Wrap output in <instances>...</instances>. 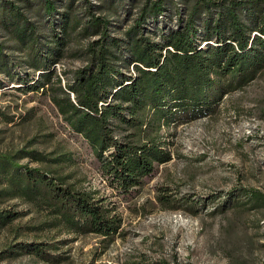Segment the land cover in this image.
Masks as SVG:
<instances>
[{
	"label": "rangeland",
	"instance_id": "1",
	"mask_svg": "<svg viewBox=\"0 0 264 264\" xmlns=\"http://www.w3.org/2000/svg\"><path fill=\"white\" fill-rule=\"evenodd\" d=\"M53 1L57 11L47 15L44 0H0V42L15 76L0 72V153H14L23 147L51 157L71 153L72 162L42 165L29 157L21 162L72 174L70 180L80 186L98 189L123 218L121 234L110 241L91 233L76 234L52 226L49 214L32 204L2 197L0 210L21 215L0 228V264H53L26 251H10L42 241L60 246L52 251L64 258L57 264H264V199L230 195L239 187L264 193V69L241 89L226 94L215 111L196 117L176 112L167 118L116 98L114 103L121 105L111 119L116 133H136L155 125L173 155L145 179L135 197L126 200L104 177L87 141L65 123L52 102L50 86H59L57 77L64 86L88 61L87 46L98 37L85 31L89 3L124 36L146 0ZM167 1L171 10L160 17L159 26H174L175 12H184L196 0ZM10 2L20 7L24 18L35 25L41 43L49 46H56L51 41L54 31L62 34L63 13L81 20V25L70 31L53 66L56 73L48 90L25 91L24 84L15 79L19 74L38 78L40 71L32 67L24 45L6 27L15 13ZM150 33L157 37L153 30ZM129 71L135 72L132 66Z\"/></svg>",
	"mask_w": 264,
	"mask_h": 264
},
{
	"label": "trees",
	"instance_id": "2",
	"mask_svg": "<svg viewBox=\"0 0 264 264\" xmlns=\"http://www.w3.org/2000/svg\"><path fill=\"white\" fill-rule=\"evenodd\" d=\"M44 3L47 15L57 11L55 1ZM9 6L15 13L6 27L24 45L32 67L40 71L38 78L19 74L15 79L24 84L25 91L48 90L56 73L53 66L70 31L80 26L81 20L63 13L59 25L62 34L54 31L51 41L56 46H49L41 43L35 25L24 18L20 7L12 2ZM93 7L89 3L85 8L86 34L98 36L87 46L88 61L64 86L57 77L59 86H50L51 98L69 129L87 141L104 177L127 200L135 197L145 179L173 155L155 125L119 136L111 124L112 116L121 108L114 100L120 97L167 118L176 112L196 117L215 111L226 94L241 89L264 69V0H196L184 12H175L174 26H159L160 17L168 16L171 10L169 1L146 0L124 36L116 33L111 28L113 22L97 15ZM152 30L157 37L152 36ZM8 63L0 42V72L14 79V69ZM131 66L134 73L129 71ZM26 157L42 165L73 161L71 153L51 157L27 147L0 153V198L30 203L49 214L52 226L76 234L91 233L105 241L121 234L123 218L98 189L80 186L70 180L72 174L22 163ZM230 195L264 199L263 192L245 187L235 188ZM19 215L0 210V228ZM17 248L10 251H26L53 264L64 260L52 254L60 248L57 243L31 242Z\"/></svg>",
	"mask_w": 264,
	"mask_h": 264
}]
</instances>
